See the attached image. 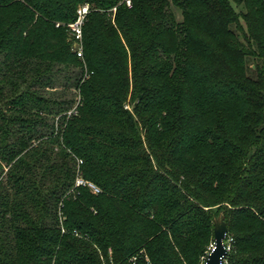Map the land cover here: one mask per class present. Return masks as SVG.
I'll return each instance as SVG.
<instances>
[{"label": "trees", "instance_id": "trees-1", "mask_svg": "<svg viewBox=\"0 0 264 264\" xmlns=\"http://www.w3.org/2000/svg\"><path fill=\"white\" fill-rule=\"evenodd\" d=\"M219 215L264 264V0H0V264H200Z\"/></svg>", "mask_w": 264, "mask_h": 264}, {"label": "built area", "instance_id": "built-area-1", "mask_svg": "<svg viewBox=\"0 0 264 264\" xmlns=\"http://www.w3.org/2000/svg\"><path fill=\"white\" fill-rule=\"evenodd\" d=\"M123 1L126 3L127 6H131V0H123ZM88 8H89L88 4H84V5L79 6L77 8L76 18L73 21L68 23V29H69L70 35H71L72 39L74 40L73 50H75V53L78 57L82 56V49H81V46L79 45V42H81L82 25L84 22L85 15L88 12ZM75 107H76V105L70 111H68V115L71 114L72 112L76 111ZM79 162H81V160H79ZM81 184L82 185L87 184L95 193L99 192V188L95 184H93L92 182L85 181L81 177L77 178L76 179V185H81ZM231 244H232V237H230L227 234L226 239H225V248H226L227 253L231 249ZM226 256H227V254L225 256H223V258L221 259V264L227 263V257Z\"/></svg>", "mask_w": 264, "mask_h": 264}, {"label": "water", "instance_id": "water-1", "mask_svg": "<svg viewBox=\"0 0 264 264\" xmlns=\"http://www.w3.org/2000/svg\"><path fill=\"white\" fill-rule=\"evenodd\" d=\"M228 228L223 215L213 219V242L207 256L201 264H221V259L227 254L225 239Z\"/></svg>", "mask_w": 264, "mask_h": 264}, {"label": "rangeland", "instance_id": "rangeland-1", "mask_svg": "<svg viewBox=\"0 0 264 264\" xmlns=\"http://www.w3.org/2000/svg\"><path fill=\"white\" fill-rule=\"evenodd\" d=\"M242 6V4H239L238 5V7L237 8H240ZM176 17L179 19L180 18V15H179V11L178 10H176ZM84 23V22H83ZM83 26V25H82ZM67 32H68V34H69V38L72 40V46H73V44H74V40L72 39V37H71V35H70V32H69V29H68V25H67ZM79 45L81 46V49H82V37H81V42H79ZM73 49V48H72ZM75 51V50H74ZM80 58H83V49H82V56L80 57ZM77 106V105H76ZM79 162V161H78ZM80 163V162H79ZM77 178H80V176L79 177H77ZM76 178V179H77ZM92 190V189H91ZM93 191V190H92ZM227 225V224H226ZM213 242V241H212ZM212 242L211 243H209L207 246H206V250H205V255H203V257L201 258V263L203 262V259H204V257H206V255H207V253H208V251L210 250V248H211V244H212ZM200 263V264H201ZM105 264H108V263H105ZM113 264V263H112Z\"/></svg>", "mask_w": 264, "mask_h": 264}]
</instances>
